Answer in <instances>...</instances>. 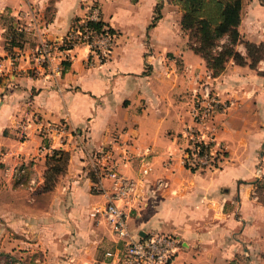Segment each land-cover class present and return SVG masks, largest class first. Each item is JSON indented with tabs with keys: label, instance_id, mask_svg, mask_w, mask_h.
I'll list each match as a JSON object with an SVG mask.
<instances>
[{
	"label": "crops",
	"instance_id": "1",
	"mask_svg": "<svg viewBox=\"0 0 264 264\" xmlns=\"http://www.w3.org/2000/svg\"><path fill=\"white\" fill-rule=\"evenodd\" d=\"M263 1H243L239 27L257 44ZM93 5L115 30L107 60H91V48L78 45L65 53V72L60 52L49 68L40 65L36 47L61 41ZM181 19L169 0H0V264H123L124 241L100 212L106 196L75 130L87 150H112L129 177L140 176L139 155L148 153L152 171L129 225L142 236L178 235L172 264H264V60L256 68L231 60L213 77ZM11 22L23 46L9 44ZM238 50L246 56L243 43ZM205 82L232 104L206 128L223 149L218 166L192 169L187 132ZM64 121L63 144L46 137L44 124ZM44 146L70 153L50 191L42 187L52 151Z\"/></svg>",
	"mask_w": 264,
	"mask_h": 264
},
{
	"label": "built area",
	"instance_id": "2",
	"mask_svg": "<svg viewBox=\"0 0 264 264\" xmlns=\"http://www.w3.org/2000/svg\"><path fill=\"white\" fill-rule=\"evenodd\" d=\"M99 19H101L100 8L93 5L89 15L72 27L61 41H44L39 44L34 53L39 64L49 68L56 52H60L64 56L67 51L78 45L89 46L92 50L90 59L95 57L100 63H104L112 50L115 34L108 30L98 34L87 26L86 20ZM64 60L68 61L69 56L65 55ZM1 65L2 60L0 59V67ZM231 104L230 101L222 100L215 94L209 82L203 83L202 91H197L195 95V103L192 108L195 125L190 127L187 132L190 146L186 162L192 166L207 168L213 166L212 163L217 154L222 155L223 149H216L218 143L214 131H207L206 128L214 115L227 111ZM42 127L47 138L61 144L70 133L67 121L47 123ZM74 134L78 140L80 139L78 147L87 152L96 180V190L106 196L105 206L100 212L114 234L124 241L126 253L123 264H172L182 249V240L178 235L166 232H149L142 236L132 231L129 225L130 214L141 201V196L144 194L142 187L144 190V186L148 183L147 178L152 171V164L147 157L148 153L139 155L140 176L129 177L122 172L121 164L116 160L112 150L89 151L86 148L83 133L75 130ZM202 145L211 146L209 153L201 152ZM43 149L52 150V147L44 146ZM17 171V175L20 177L26 172V168L22 166ZM106 180L109 184L107 187L104 184Z\"/></svg>",
	"mask_w": 264,
	"mask_h": 264
},
{
	"label": "trees",
	"instance_id": "3",
	"mask_svg": "<svg viewBox=\"0 0 264 264\" xmlns=\"http://www.w3.org/2000/svg\"><path fill=\"white\" fill-rule=\"evenodd\" d=\"M244 0H171L182 12V29L189 36V46L206 61L208 69L213 77L221 75L227 64L234 60L237 64H249L256 68L261 60H264V42L257 44L245 40L240 32L242 22V10ZM264 4V1H263ZM159 17H154V21ZM83 19H77L72 27ZM87 26L94 32L101 34L107 30L115 34V30L101 19L86 20ZM153 23L150 25V27ZM107 26V27H106ZM12 38L11 46H23L24 33L14 28L10 23ZM243 43L246 47V56L238 50V45ZM8 49H10L8 47ZM63 71L69 67L70 62L64 60ZM211 146H201V152L209 153ZM220 155L214 157L213 166H218ZM70 153L64 149H52L47 154V169L45 171L44 189L53 190L60 175L68 168ZM188 166V162H186ZM192 169L200 168L191 166ZM205 168V167H203ZM94 177V176H93ZM95 178V177H94ZM261 189L264 188V180L260 182ZM230 264H240L238 260Z\"/></svg>",
	"mask_w": 264,
	"mask_h": 264
},
{
	"label": "rangeland",
	"instance_id": "4",
	"mask_svg": "<svg viewBox=\"0 0 264 264\" xmlns=\"http://www.w3.org/2000/svg\"><path fill=\"white\" fill-rule=\"evenodd\" d=\"M170 2H171V0H169ZM172 3V2H171ZM173 4V3H172ZM97 7H98V5H97ZM46 142H48V139L47 138H45L44 139ZM46 147H48V146H46ZM46 150V149H45ZM51 152V151H50ZM49 152V153H50ZM46 161H47V155H46V159H45V164H44V166H45V168H44V177H45V171H46V169H47V163H46ZM91 168V167H90ZM68 169V168H67ZM17 171V170H16ZM15 171V172H16ZM67 171V170H66ZM65 171V172H66ZM90 172H91V174H93L92 176H94V172L90 169ZM17 173V172H16ZM64 174V173H63ZM25 175H27V171H26V174ZM61 176V175H60ZM59 176V177H60ZM58 180H59V178H58ZM45 182V181H44ZM58 182V181H57ZM57 184V183H56ZM43 189H44V184H43ZM45 190V189H44ZM46 191V190H45ZM263 194V200H264V193H262ZM8 234H9V236L10 237H13L14 236V231L12 230V231H9L8 232ZM0 237H2V235H1V233H0ZM24 262V264H28V262H25V260L23 261Z\"/></svg>",
	"mask_w": 264,
	"mask_h": 264
}]
</instances>
